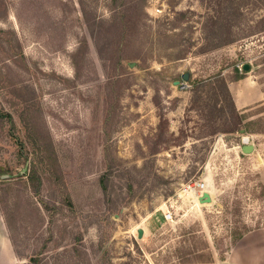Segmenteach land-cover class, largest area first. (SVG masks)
Here are the masks:
<instances>
[{"label":"rangeland","instance_id":"374dc122","mask_svg":"<svg viewBox=\"0 0 264 264\" xmlns=\"http://www.w3.org/2000/svg\"><path fill=\"white\" fill-rule=\"evenodd\" d=\"M230 99L264 127V0H4L0 110L19 138L0 116V264H264V132L229 131ZM27 103L71 206L31 181ZM198 178L209 203L185 189Z\"/></svg>","mask_w":264,"mask_h":264},{"label":"trees","instance_id":"16d2710c","mask_svg":"<svg viewBox=\"0 0 264 264\" xmlns=\"http://www.w3.org/2000/svg\"><path fill=\"white\" fill-rule=\"evenodd\" d=\"M4 3V0H0V5ZM224 9V19L228 18L229 9L227 5H225ZM129 18V16L127 17ZM125 19L124 16L120 19L121 22V32L118 37L117 43L119 47L124 44V38L126 36L124 24L128 21V19ZM101 21V20H98ZM232 38H225L222 43H227L229 41H232ZM119 47H113L111 49L110 55L108 58L109 62L111 63L110 68L107 70V79L110 81H115L117 77L122 74L119 69L115 68V65H121V57L119 55L120 50ZM17 53L22 54V51L18 50ZM14 56V55H10ZM122 58H130L129 56H123ZM115 64V65H114ZM235 74L233 75V78H240L242 75H240L237 71V67H234ZM221 82L225 91L224 96H229V90L226 83V80L224 77L221 78ZM230 103L233 104V101L230 99ZM27 108H24L23 111L19 115L20 121L23 123L25 127V133L29 137L30 145H31V166L30 171L28 172L31 177V181H34L37 177L43 176L49 184H52V187L55 189V191L58 194L59 200L65 204V205H72L71 196L69 194L66 181L63 175V170L61 167H59V163L57 162L56 156H55V150L51 143V138L49 136H46V134H42L40 130L35 125L34 120V112L32 111L31 104H26ZM221 110L225 114L227 118L229 116H232V127H230L229 131H238V132H264V127L262 126H252L256 122L262 121V117H255L252 119H246L244 121V124H241L240 121L245 117L244 114L238 113L235 110L234 104L230 107V109L226 108V105L223 104L221 106ZM0 110V116H9L8 118V127L9 131L11 132L12 136H16V138H19V135L14 130V119L12 118V115L4 111L2 112ZM22 142V141H20ZM8 171L7 168L3 169V172ZM40 178V177H39ZM250 230L249 226L246 224H243L239 227L230 228L229 230V237L232 245H235V243L242 238V236L247 233ZM217 248L219 246L217 243H214ZM191 250H195V247L192 245ZM221 250V249H220ZM222 254L220 253V256ZM223 259V257H221ZM189 261V260H184ZM214 264V263H211Z\"/></svg>","mask_w":264,"mask_h":264},{"label":"water","instance_id":"95a60500","mask_svg":"<svg viewBox=\"0 0 264 264\" xmlns=\"http://www.w3.org/2000/svg\"><path fill=\"white\" fill-rule=\"evenodd\" d=\"M243 68L248 69V63H244ZM182 77H183V79H187L188 72L187 71L183 72ZM177 81L178 80H175V82H177ZM241 149L243 152H250L253 150V144L247 142V137H243ZM8 176H9V174H7V173L1 175V177H8ZM199 200L200 201H208V202L211 201L212 197H211L210 192L207 190L202 191V193L199 195ZM142 234H143V227H141V226L137 227V235L141 236Z\"/></svg>","mask_w":264,"mask_h":264},{"label":"built area","instance_id":"2783aa9c","mask_svg":"<svg viewBox=\"0 0 264 264\" xmlns=\"http://www.w3.org/2000/svg\"><path fill=\"white\" fill-rule=\"evenodd\" d=\"M185 189L186 190H193L196 192V194L199 196L202 191L207 190V183L204 181V179L202 178H198L195 180H190L185 184ZM162 216L165 220L171 219L172 218V211L169 208H166L163 213Z\"/></svg>","mask_w":264,"mask_h":264},{"label":"bare ground","instance_id":"6f19581e","mask_svg":"<svg viewBox=\"0 0 264 264\" xmlns=\"http://www.w3.org/2000/svg\"><path fill=\"white\" fill-rule=\"evenodd\" d=\"M207 189H208V187H207ZM208 191H209V189H208ZM188 192H190V193H192V194L194 195V200H195L196 204H200V203H209L208 201H200V200H199V196L196 194L195 191H193V190H188ZM194 192H195V193H194ZM195 194H196V195H195Z\"/></svg>","mask_w":264,"mask_h":264},{"label":"crops","instance_id":"0c3cea01","mask_svg":"<svg viewBox=\"0 0 264 264\" xmlns=\"http://www.w3.org/2000/svg\"><path fill=\"white\" fill-rule=\"evenodd\" d=\"M245 234H252V233H245ZM244 234V235H245ZM242 239V238H241ZM241 239H239V243L241 242ZM237 247V245L234 247V248H236Z\"/></svg>","mask_w":264,"mask_h":264}]
</instances>
